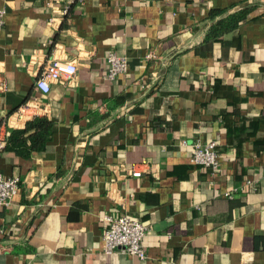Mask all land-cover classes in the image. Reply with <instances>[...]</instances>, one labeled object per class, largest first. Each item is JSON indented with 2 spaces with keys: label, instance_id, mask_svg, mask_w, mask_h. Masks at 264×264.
<instances>
[{
  "label": "crops",
  "instance_id": "obj_1",
  "mask_svg": "<svg viewBox=\"0 0 264 264\" xmlns=\"http://www.w3.org/2000/svg\"><path fill=\"white\" fill-rule=\"evenodd\" d=\"M0 6V133L52 121L41 148L0 150L20 179L0 206V264H264V0ZM239 8L245 19L206 37ZM109 50L128 58L112 80ZM53 57L77 72L44 93ZM196 139L216 141L214 168L191 161ZM104 212L149 226L146 257L100 250Z\"/></svg>",
  "mask_w": 264,
  "mask_h": 264
},
{
  "label": "built area",
  "instance_id": "obj_2",
  "mask_svg": "<svg viewBox=\"0 0 264 264\" xmlns=\"http://www.w3.org/2000/svg\"><path fill=\"white\" fill-rule=\"evenodd\" d=\"M6 9L0 6V31L4 22ZM107 70L105 76L112 80L126 71L128 58L114 50L106 54ZM77 72L76 63L72 60H63L53 57L49 59L35 80V87L41 92H48L52 81L66 80L73 77ZM6 88L5 80L0 76V90ZM9 131L0 133V149L4 147ZM186 142L185 139L182 140ZM216 141L202 142L196 139L193 142L191 161L202 166L214 168L218 163L219 153L216 149ZM130 173L134 176L141 174L139 168H132ZM20 179L17 175H5L0 171V206L11 202L17 193ZM102 243L100 250L105 253L124 252L139 258L146 257L143 237L149 231V226L131 215L123 212H104Z\"/></svg>",
  "mask_w": 264,
  "mask_h": 264
},
{
  "label": "trees",
  "instance_id": "obj_3",
  "mask_svg": "<svg viewBox=\"0 0 264 264\" xmlns=\"http://www.w3.org/2000/svg\"><path fill=\"white\" fill-rule=\"evenodd\" d=\"M245 12L246 8H239L226 16L218 18L210 25L206 37H215L224 31L233 29L239 21L245 19ZM51 124L52 121L46 116H34L26 121L23 128L11 129L6 143L1 149H8L15 144L21 145L29 151L39 149L44 146L46 138L50 136ZM27 139L28 143L26 142Z\"/></svg>",
  "mask_w": 264,
  "mask_h": 264
}]
</instances>
